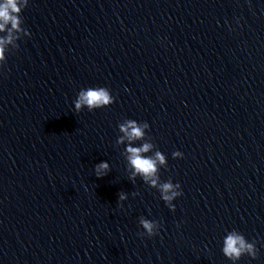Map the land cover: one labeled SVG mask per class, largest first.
<instances>
[{"label": "clouds", "instance_id": "obj_1", "mask_svg": "<svg viewBox=\"0 0 264 264\" xmlns=\"http://www.w3.org/2000/svg\"><path fill=\"white\" fill-rule=\"evenodd\" d=\"M27 4L28 0H0V32H4L6 28L9 32L7 40L0 38V61L4 60L3 44L11 42V33L13 31L24 32L26 35L29 34L25 28L21 27L23 23L21 13ZM113 102L114 97L107 88L90 87L79 92L78 98L75 102V108L77 111H80L82 107L86 106L89 110H92L94 108L111 105ZM147 127H149L147 123L138 125L136 121L128 120L124 124L120 125V130L125 134L129 141H132L134 139L143 138V129ZM123 139L124 137H122L119 142L122 143ZM152 147V144L144 143L142 147L129 146L127 148V152L129 154L128 160L134 169L133 178L136 175H140L145 182H149L153 187H156L159 181V176L157 175L158 164L164 165L166 161L165 156L160 151L155 153L154 158L142 155L143 153L149 152ZM172 155L173 158H177L182 157L183 154L179 151H175ZM108 169V163L101 162L96 166L95 174L98 178L103 177L107 174ZM159 188L162 194V199L174 211L175 205L171 202L182 195V192L180 191V184H174L171 180H169L159 184ZM119 199L123 201L126 199V195L124 193H120ZM140 224L149 237L157 234V232L154 231L157 227V222L148 219H141ZM223 253L226 257L232 260L239 259L243 254H248L253 258L256 257L254 245L246 242L242 235L235 232L230 233L226 237L224 241Z\"/></svg>", "mask_w": 264, "mask_h": 264}]
</instances>
